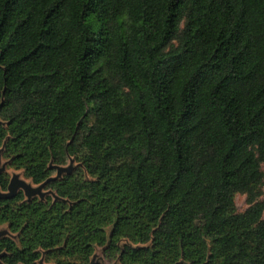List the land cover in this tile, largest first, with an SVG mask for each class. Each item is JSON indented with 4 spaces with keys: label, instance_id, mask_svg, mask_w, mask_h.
Here are the masks:
<instances>
[{
    "label": "trees",
    "instance_id": "1",
    "mask_svg": "<svg viewBox=\"0 0 264 264\" xmlns=\"http://www.w3.org/2000/svg\"><path fill=\"white\" fill-rule=\"evenodd\" d=\"M0 157L80 164L0 199L4 264H264V0H0Z\"/></svg>",
    "mask_w": 264,
    "mask_h": 264
},
{
    "label": "rangeland",
    "instance_id": "2",
    "mask_svg": "<svg viewBox=\"0 0 264 264\" xmlns=\"http://www.w3.org/2000/svg\"><path fill=\"white\" fill-rule=\"evenodd\" d=\"M0 160H1V167L4 166V171L2 173H6L7 174L8 180H10L13 176H17L18 177V180L25 181L28 185L31 186L32 189H35L36 187L39 186V185H34L30 180L24 178L22 171H16V170H13V169L8 168V166L6 164V161L5 160H2V158H0ZM70 160L73 161L72 164L70 163ZM78 166H80V164L76 163L74 161V159L69 158L67 164L65 166H63V167L64 168H69L70 167L71 169H75ZM55 176H56V172L53 175V177H55ZM41 194L43 195V199L46 196H48V195H50L51 197H53L54 199H56V197L54 195H52V193H50L48 191H45L44 188L42 189ZM34 197L39 198L38 196H34ZM262 198L264 199V187H263V197ZM25 199H26V197H25ZM26 200H28V199H26ZM235 207H236V210L238 212H243L247 208V204L245 202V197L244 196H242V195H236L235 196ZM0 236L1 237H3V236H10V237L15 238L14 235H11L9 233L6 225L0 227ZM91 260L93 262H95V263L98 262V263H101V264H111V263H109V262H107V261L104 260V258L101 255L100 249H97L95 251V253H94V255H93V257H92ZM38 264H47V263H44V259H43V257H41L39 259V261H38Z\"/></svg>",
    "mask_w": 264,
    "mask_h": 264
},
{
    "label": "water",
    "instance_id": "3",
    "mask_svg": "<svg viewBox=\"0 0 264 264\" xmlns=\"http://www.w3.org/2000/svg\"><path fill=\"white\" fill-rule=\"evenodd\" d=\"M1 158V157H0ZM72 160H70V163L72 164ZM7 164V162H6ZM56 170V176L52 177L51 179L47 180L46 182L40 184L38 187L35 189H32L30 185H28L25 181L23 180H18L17 176H13L7 186V191L2 192L0 190V199H11L13 198L18 191H22L26 199H30L34 196H38L40 200L43 199V195L41 194L42 189L44 188L45 184L50 181V180H55L59 177H61L63 174H69L73 169L69 168H64L63 166L55 167ZM4 171V166L1 167V160H0V174ZM57 199V198H56ZM1 237V236H0ZM101 252V251H100ZM1 255H0V264H4L1 261ZM92 259V258H91ZM89 264H98V262H93L92 260L90 261ZM101 264V263H100Z\"/></svg>",
    "mask_w": 264,
    "mask_h": 264
}]
</instances>
